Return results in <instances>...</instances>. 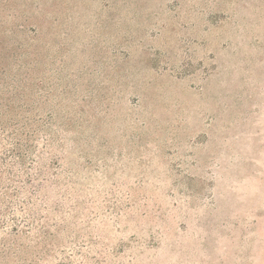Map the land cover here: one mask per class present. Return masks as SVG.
Instances as JSON below:
<instances>
[{
  "label": "rangeland",
  "instance_id": "374dc122",
  "mask_svg": "<svg viewBox=\"0 0 264 264\" xmlns=\"http://www.w3.org/2000/svg\"><path fill=\"white\" fill-rule=\"evenodd\" d=\"M0 264H264V0H0Z\"/></svg>",
  "mask_w": 264,
  "mask_h": 264
}]
</instances>
